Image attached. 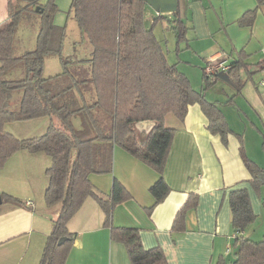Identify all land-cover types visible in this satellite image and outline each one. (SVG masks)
I'll list each match as a JSON object with an SVG mask.
<instances>
[{"label": "trees", "instance_id": "trees-1", "mask_svg": "<svg viewBox=\"0 0 264 264\" xmlns=\"http://www.w3.org/2000/svg\"><path fill=\"white\" fill-rule=\"evenodd\" d=\"M36 6L41 8L35 11ZM70 6L89 47L88 57L74 65L61 55L65 28L53 24L54 0H46L44 4L39 0L7 2V16L0 24V168L18 151L42 153L50 159L45 170L48 183L43 199L47 207L56 204L60 207L38 264L65 263L75 236L67 230V223L88 197L99 205L110 239L125 247L130 264H167L159 248L143 247L137 229L112 225L113 207L130 196L123 185L114 178L105 198L95 191L90 175L111 173L113 147L122 148L157 173L149 187L153 200L146 208L149 213L169 192L162 176L176 131L166 125L169 116L180 124L187 108L198 104L211 134L219 135L226 144L233 132L217 105L205 99L203 89H193L175 64L166 60L153 32L155 20L165 19L175 34L178 52L179 43L186 39L178 7L175 13L156 14L153 23L147 26L143 0H71ZM23 12L38 16L35 46L15 54V34ZM254 14L255 11L245 12L238 24L251 25ZM50 56L59 58L62 70L44 77L45 59ZM259 64L260 70H264V61ZM17 67L22 69L20 77H7ZM249 72V65L242 59L230 63L226 75L235 91L240 92L253 75ZM202 79L204 89L214 83L204 75ZM16 92L20 93L19 103L12 109ZM38 118H48L46 131L39 136L17 138L5 129L9 123ZM145 122H151V128L137 132L135 125ZM261 149L264 153V135ZM240 154L250 176L247 183L259 194L264 186V168L250 160L242 146ZM4 200L20 202L10 196ZM228 200L236 248L231 264H264V234L259 241L240 235L256 217L247 189L237 185L229 191ZM195 203L193 195L177 212L171 225L173 232L183 231L184 211ZM262 204L264 207V201ZM60 237L66 239L58 245Z\"/></svg>", "mask_w": 264, "mask_h": 264}, {"label": "crops", "instance_id": "crops-1", "mask_svg": "<svg viewBox=\"0 0 264 264\" xmlns=\"http://www.w3.org/2000/svg\"><path fill=\"white\" fill-rule=\"evenodd\" d=\"M7 2L0 0V24L7 16ZM178 10L186 39L179 43L178 52L175 41L170 64L188 78L193 89H203L205 99L217 105L233 133L226 144L211 134L198 104L187 108L182 123L174 120L167 125L176 128L162 172L169 192L149 213L146 208L153 202L149 187L157 173L122 148L113 147L112 172L91 174L90 181L105 198L114 178L123 185L130 196L113 207L112 225L137 229L143 247L159 248L167 264H231L236 248L228 194L237 185L247 189L256 216L240 235L259 241L264 234V186L259 194L250 189L240 154L242 146L246 156L264 168V70L259 64L264 61V0H178ZM248 11H255L251 25H239L238 19ZM26 39H20V47ZM85 48L84 56L73 54L76 61L88 57V45ZM209 58L230 63L242 59L253 75L240 92L217 76L204 89L203 67ZM151 126V122L137 123L135 129L143 133ZM49 165L50 159L42 153L18 151L0 168V264H38L60 207H47L43 199ZM193 195L196 203L184 211L183 231L173 232L175 215ZM5 196L20 202H2ZM258 218L262 219L259 224ZM103 219L96 201L85 199L67 223L75 236L64 264H130L125 247L110 239Z\"/></svg>", "mask_w": 264, "mask_h": 264}, {"label": "rangeland", "instance_id": "rangeland-1", "mask_svg": "<svg viewBox=\"0 0 264 264\" xmlns=\"http://www.w3.org/2000/svg\"><path fill=\"white\" fill-rule=\"evenodd\" d=\"M21 1L25 2V0H21ZM45 2L46 0H39V3L41 4H44ZM70 2L71 0H54V3L56 5V12L53 16L52 21L55 26L65 28V33L62 41L61 55L62 58L67 59L69 61V64L73 63L74 65L77 59L75 55L84 56L86 54L85 47L88 44L85 38H83L84 39L83 42L81 41V37L83 36H80L78 27L73 19L72 11L70 8L71 7ZM38 7L41 8V6ZM155 17H156L155 11L146 5L144 12V19L146 25L147 26L151 25ZM38 21L39 19L36 14L34 15L33 13L30 12L29 13L23 12L21 14L15 34V43H16L14 47L15 54H21L24 51L31 50L34 48L36 34L38 30ZM170 26L171 25H169V23L165 19H157L155 20V23L153 25V32L157 40L160 42L166 60H168L169 63H172V58H174V53H175L174 45L176 38ZM22 37L24 39L27 38L26 43L23 46L24 49L23 47H20V42H21L20 39ZM70 55L73 56L70 57ZM61 70H62L61 65L59 62V58L57 56H50L45 59L44 68H43L44 77L55 75L61 72ZM21 71L22 69L17 67L11 70L10 73L7 75V77L9 78L20 77ZM220 84H222V82H219V84L216 85H220ZM19 96H20L19 92L14 93L11 101L12 109H16L18 107ZM169 117L171 120L170 122L166 121V125H172V123H174V119L171 116ZM244 118L245 120H247L245 116ZM45 121H48V118H46V120L42 118L31 121H25V122H13L10 125L6 124L5 129L7 132H12V133L14 132V134H17V135L13 134L17 138H21L22 136H24L23 138H29L33 136H39L46 131L45 128L47 127H44L46 123ZM75 123H77L76 120ZM262 219L261 218L256 219V223L257 224L261 223Z\"/></svg>", "mask_w": 264, "mask_h": 264}, {"label": "water", "instance_id": "water-1", "mask_svg": "<svg viewBox=\"0 0 264 264\" xmlns=\"http://www.w3.org/2000/svg\"><path fill=\"white\" fill-rule=\"evenodd\" d=\"M144 3L149 6L152 10L155 11L156 14H171L177 11L178 0H143ZM40 8L38 6L35 7V11H38ZM42 9L40 10V12ZM223 81H226L230 85H232L225 73H220L217 75ZM1 203V198H0ZM66 237H60L57 241V244L60 245L65 241Z\"/></svg>", "mask_w": 264, "mask_h": 264}, {"label": "built area", "instance_id": "built-area-1", "mask_svg": "<svg viewBox=\"0 0 264 264\" xmlns=\"http://www.w3.org/2000/svg\"><path fill=\"white\" fill-rule=\"evenodd\" d=\"M230 69V62L226 59L209 58L203 67V75L209 80H213L220 73H227ZM264 84V81L261 82ZM26 205H31V202H26Z\"/></svg>", "mask_w": 264, "mask_h": 264}]
</instances>
